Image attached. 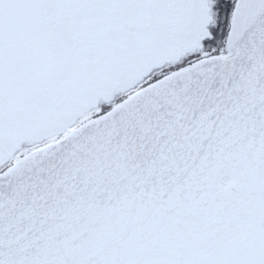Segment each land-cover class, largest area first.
Instances as JSON below:
<instances>
[{
  "label": "snow or ice",
  "instance_id": "1",
  "mask_svg": "<svg viewBox=\"0 0 264 264\" xmlns=\"http://www.w3.org/2000/svg\"><path fill=\"white\" fill-rule=\"evenodd\" d=\"M0 264H264V0H0Z\"/></svg>",
  "mask_w": 264,
  "mask_h": 264
}]
</instances>
